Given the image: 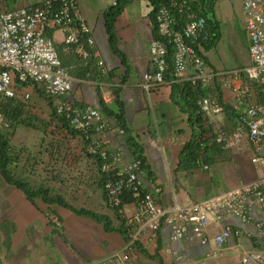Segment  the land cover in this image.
I'll list each match as a JSON object with an SVG mask.
<instances>
[{"label":"crops","instance_id":"0c3cea01","mask_svg":"<svg viewBox=\"0 0 264 264\" xmlns=\"http://www.w3.org/2000/svg\"><path fill=\"white\" fill-rule=\"evenodd\" d=\"M42 1L0 0V9L38 5ZM234 1L216 0L213 9L219 23L218 41L224 35L222 28H226L233 52L236 51L241 64L246 65L250 63L249 38L245 31L242 0L237 9ZM130 3L115 23L118 53L110 48L102 19L103 11L111 5L105 0H79L82 16L92 28L96 41L97 52L87 63L72 46L65 43L61 32L54 30L50 33L62 63L74 77L73 90L68 98L79 107H100L108 123L105 133L96 134L94 138L108 136L110 150H120L125 161H131L135 157L134 147L127 143L125 132L120 133L122 127L116 117L123 115L127 132L140 147L148 168L144 180L147 182L148 178H153L160 185L162 193L159 201L163 206L175 202H197L256 180L261 173L251 161L252 151L246 134L234 148H226L218 142L209 147L202 156L203 163L209 168H204L202 164L195 168L179 167L181 151L193 135L189 113L173 100V80L170 78L151 93L143 87V75L151 69L152 23H141L142 17L130 9ZM144 19L149 20V16ZM219 42L210 50H205L208 63L217 70L224 68L210 62L209 52L216 49ZM20 87V93L30 91L36 108H41L53 119L49 98L40 89L30 85ZM222 96L225 103L233 104L234 97L228 88ZM244 111L243 105L236 112L242 114ZM223 120L228 129L240 126L225 115ZM23 130L19 127L15 135H20L18 143L30 146V139L23 134ZM44 135L42 132L41 136ZM206 138L207 143L212 141V133ZM85 156L89 163H81L77 167L78 174L65 177L60 192L51 195H62L75 208L107 215L114 229L106 230L103 222L77 214L58 203L50 204L36 198L34 204L23 190L13 185L17 195L3 197L6 206L12 205L10 211L0 212L3 217L0 239L7 247L4 252L0 248V264H87L95 261L97 264H257L252 260L244 262L243 257L251 249L264 246L263 234L253 222H244L225 211H222L221 221L212 220L207 226L208 241L205 243L192 230L174 240L170 225L163 223L156 237L151 230H138L140 238L135 242L130 260L124 261L115 256L114 253L126 244V217L135 212L136 206L131 200L125 203L121 212L110 207L105 200L96 159L87 152ZM33 178L34 175L28 174L23 181L33 188ZM54 216L61 221L59 226L52 222L51 217ZM261 216L262 211L253 208L252 221ZM227 225L232 227L233 233L226 243L217 245L213 238Z\"/></svg>","mask_w":264,"mask_h":264},{"label":"built area","instance_id":"2783aa9c","mask_svg":"<svg viewBox=\"0 0 264 264\" xmlns=\"http://www.w3.org/2000/svg\"><path fill=\"white\" fill-rule=\"evenodd\" d=\"M194 1L169 0L158 9L156 21L160 38L151 41V69L144 73L142 85L151 93L167 81L165 72L170 46L173 81L181 85L189 83L193 87L203 83L209 90L199 100L204 116L214 131L212 141L207 143V138H203L201 144L204 151L216 142L226 148H234L246 134L252 151L251 161L261 174L252 182L204 200L185 204L175 202L168 206L159 201L162 193L160 185L153 178H148L147 182L144 180L146 169L141 158L125 161L120 150H110L108 136L94 138L108 128L100 107H79L68 98L73 90L74 77L62 63L50 33L54 30L61 32L65 43L72 46L86 63L96 54L92 28L82 16L79 0H43L38 5L0 9V130L8 135L14 130L3 104L10 107L7 104L10 101L24 103L31 98V92L27 90L22 92L18 101L20 86L30 85L40 89L52 100L57 116L67 123L69 129L76 131L87 154L95 157L106 203L120 212L127 202L125 197H131L135 203V212L126 217V244L114 253L124 261L131 259L135 242L140 238L139 229L151 230L156 237L164 223L170 225L174 240L192 230L205 243L208 241L207 226L212 220L221 221L222 211L244 222H253L264 237V0H242L250 63L219 70L205 58L204 47L209 40L207 22L199 9L193 8ZM216 86H220L221 94L226 88L232 92L234 102L231 106L235 111L245 106V111L239 113V127L228 129L224 126L225 102ZM124 132L120 129L121 134ZM199 164L209 168L202 158ZM253 208L262 211L261 218L255 221H252ZM52 219L61 224L56 216ZM232 233L231 226H224L213 241L223 245ZM250 260L264 264V246L248 251L243 261Z\"/></svg>","mask_w":264,"mask_h":264},{"label":"trees","instance_id":"16d2710c","mask_svg":"<svg viewBox=\"0 0 264 264\" xmlns=\"http://www.w3.org/2000/svg\"><path fill=\"white\" fill-rule=\"evenodd\" d=\"M131 0H115V3L111 4L108 8H106L102 13V19L105 24V29L108 34L109 38V45L113 52L118 53L117 43H118V36L115 29V23L118 17L123 13L126 6L130 3ZM151 7V11L149 13V18L152 23V34L153 38L157 39L160 38L158 24L156 21V13L162 4L167 3L169 0H147ZM193 8L199 9L200 15L206 18L207 22V31L209 34V40L205 44V49L210 50L212 47L215 46L217 41L220 37L219 32V23L216 20L214 14V5L216 0H195L193 2ZM172 52V48L169 46V56H168V68L165 72V78H170L171 80L174 79V69L173 63L171 61L170 55ZM172 98L173 100L180 106V108L189 113V122L193 128V135L192 138L185 144L183 150L180 154V168H195L198 166L199 161L201 160L204 153H206L207 149L204 151L203 145L201 144L203 138H206L207 135H211L214 137V131L211 123L207 121L202 111L201 106L199 105V100L205 96L209 90L207 86L203 83H198L195 87L191 84L186 83L185 85H181L173 81L172 84ZM216 89L219 93L221 98V91L220 86H216ZM44 94V93H43ZM49 98V97H48ZM49 103L52 108V116L53 119H59L66 128H68L67 123L64 122L63 119L57 116V113L53 107L52 100L49 98ZM7 104H10L9 107L6 104H3L5 114L10 118L13 122V127H15L20 122V113H21V106L18 105L17 102L12 103L11 101ZM5 105V106H4ZM225 106V117L230 119H234L235 124L239 123L240 114L237 113L234 108L227 103H224ZM8 107V108H7ZM117 121L119 126L125 130V136L127 138V143L130 145L131 148L134 147L133 153L135 154L136 158H141L145 169L148 170L146 167V162L144 157L140 153V147L137 146L136 142L127 132V126L125 117L121 114L117 115ZM69 129V128H68ZM13 130V132H14ZM72 133H76V131L69 129ZM13 132H9V135H12ZM9 135L4 133L0 130V174L4 178V180L12 184L19 189L23 190L29 200H31L35 204V199L40 198L46 203H58L65 207L72 209L77 214L86 215L88 217L93 218L99 222H103L106 230H113L114 226L112 225V221L110 217L104 214L97 213L92 210H88L86 208H75L73 205L68 203L66 199L59 194L50 195V191L47 188L39 187L33 189L29 183L24 182L21 179H17L13 176L10 165L12 164V154H11V147L9 142ZM204 144V143H203ZM207 147V146H206ZM149 173V172H148ZM150 174V173H149ZM148 174V175H149ZM150 176V175H149ZM103 186V183H102ZM126 201H131V197H125ZM15 230V225H13V231ZM122 230V229H121Z\"/></svg>","mask_w":264,"mask_h":264},{"label":"rangeland","instance_id":"374dc122","mask_svg":"<svg viewBox=\"0 0 264 264\" xmlns=\"http://www.w3.org/2000/svg\"><path fill=\"white\" fill-rule=\"evenodd\" d=\"M105 1L111 4L113 3V0ZM234 3L237 9L240 0H235ZM130 4V9L135 13L137 11L140 17H142L141 23H151L150 18L149 20L144 19L151 11L147 0H132ZM222 30L224 35L220 42L217 41L219 45L216 49L209 52L210 62L214 66L224 69H233L242 66L241 59L235 55L237 52H233L232 50L226 28L223 27ZM22 95L20 93V99L18 101L21 100ZM22 102H18V105L21 106L20 122L13 134L9 136L10 149L13 157L10 170L15 178L21 180L26 179L28 174H31V176L34 175V189L39 187L47 188L50 191V195L54 192H60L64 182L63 179L68 176L75 177L73 175L78 174L77 167L81 163H89L86 160L84 143L77 137V133H72L66 126L62 125L61 121L48 117L41 111V108H36L32 97L30 100L24 103ZM19 127L24 129L22 131L24 132L23 134L30 139V146L26 144L20 145V142L18 143L20 135H15ZM29 132L32 135H26ZM42 132H44V136H41ZM11 194H13V197L17 195L13 191V185L8 184L0 174V212H8L6 209L10 211L12 205H7V208L3 197H10ZM2 218L0 216V229L3 227ZM52 222L56 224L53 219ZM56 225L59 226L60 224ZM1 247L3 252L6 251L7 247H5L2 239H0Z\"/></svg>","mask_w":264,"mask_h":264},{"label":"clouds","instance_id":"9594fccd","mask_svg":"<svg viewBox=\"0 0 264 264\" xmlns=\"http://www.w3.org/2000/svg\"><path fill=\"white\" fill-rule=\"evenodd\" d=\"M114 3V2H113ZM205 48V47H204ZM206 50V49H205ZM205 58H206V56H205ZM206 60H207V58H206ZM208 61V60H207ZM105 193V192H104Z\"/></svg>","mask_w":264,"mask_h":264}]
</instances>
